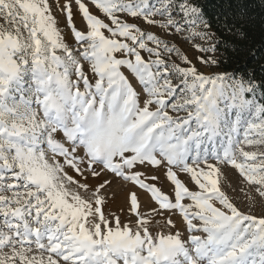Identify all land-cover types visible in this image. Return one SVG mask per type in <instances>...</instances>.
<instances>
[{
  "label": "snow or ice",
  "instance_id": "snow-or-ice-1",
  "mask_svg": "<svg viewBox=\"0 0 264 264\" xmlns=\"http://www.w3.org/2000/svg\"><path fill=\"white\" fill-rule=\"evenodd\" d=\"M226 33L201 0H0V264H264V79L198 66Z\"/></svg>",
  "mask_w": 264,
  "mask_h": 264
},
{
  "label": "trees",
  "instance_id": "trees-1",
  "mask_svg": "<svg viewBox=\"0 0 264 264\" xmlns=\"http://www.w3.org/2000/svg\"><path fill=\"white\" fill-rule=\"evenodd\" d=\"M206 13L214 21L239 27L244 35L227 34L221 46V71L251 72L264 79V0H201ZM227 47V51L224 48Z\"/></svg>",
  "mask_w": 264,
  "mask_h": 264
},
{
  "label": "rangeland",
  "instance_id": "rangeland-1",
  "mask_svg": "<svg viewBox=\"0 0 264 264\" xmlns=\"http://www.w3.org/2000/svg\"><path fill=\"white\" fill-rule=\"evenodd\" d=\"M61 2H62V0H61ZM153 3H155V0H153ZM57 16H58V20L60 21V28L62 29V31L64 32L65 36L67 37L68 42H72L73 37L70 34V30L65 27V23H64L65 17L63 15H60L59 13H57ZM75 23H76L77 27H82L83 26V21H82L81 17L79 16V14H77L75 16ZM142 26L143 27H147V25H143V23H142ZM152 30L153 31H159L158 29H152ZM185 35H187V34L185 33V34H182L181 36H170V37H168V39L174 40L177 43V45L179 47H181L182 49H184L187 52V54L195 61L196 57L199 56L200 53L195 51V49L192 47V42L190 40H186V39L183 38V36H185ZM198 66L201 68L202 71H205V72H208V71H212V72L221 71L219 68L206 69L202 65H198ZM221 72H223V71H221ZM242 135H243V133H241V137H242ZM249 147H251V146H249ZM251 150L262 151V150H264V146L257 145L255 147H252ZM182 178H183V176H182ZM162 183H163V181H162ZM163 190L166 191V192L168 191V185L167 184L164 185ZM146 198L147 197H145V199ZM239 199H243V197L241 196V197H239ZM242 207H243V205H242ZM112 210L115 211L116 209L113 208ZM254 211H255L256 214H259L261 212V209L259 207H255ZM122 219H125V218L122 217Z\"/></svg>",
  "mask_w": 264,
  "mask_h": 264
}]
</instances>
